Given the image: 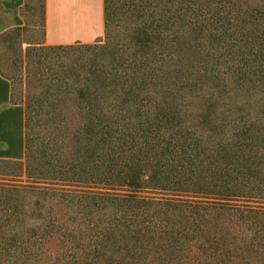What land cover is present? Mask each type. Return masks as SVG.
Instances as JSON below:
<instances>
[{"label":"trees","instance_id":"trees-1","mask_svg":"<svg viewBox=\"0 0 264 264\" xmlns=\"http://www.w3.org/2000/svg\"><path fill=\"white\" fill-rule=\"evenodd\" d=\"M40 19L25 75L73 57L42 97L10 84L23 158L0 161L26 179L0 182V264H264V0H103L88 43L46 44Z\"/></svg>","mask_w":264,"mask_h":264},{"label":"rangeland","instance_id":"rangeland-1","mask_svg":"<svg viewBox=\"0 0 264 264\" xmlns=\"http://www.w3.org/2000/svg\"><path fill=\"white\" fill-rule=\"evenodd\" d=\"M26 1V2H25ZM251 3L254 0H249ZM22 15L21 7L24 6ZM20 7L19 13L23 19L24 28L20 30L18 36L15 37L12 35L10 38H7L6 41H0V66L2 71L10 78L9 83L12 86L13 97L15 99L25 100L27 99L28 94H34L38 97L43 96V88L45 80L38 81V78L45 77L42 74V68H45L47 64L53 65L54 63L59 62L63 59L66 62L71 60V55L68 56H54L46 57L37 61V56L32 57L35 60V63L30 65V72L28 75H25L23 64H22V54L24 49L28 44L22 43V41H30L31 43L42 41L43 32L42 26L40 25V0H24L23 5ZM103 33H101L96 39H101ZM94 42V41H92ZM49 55V53H47ZM34 73V74H33ZM42 116H45L44 114ZM0 115V136L8 135L16 144L18 141L21 142V123L19 118L16 115H8L4 121H1ZM36 131L41 134L40 128H36ZM0 137V138H1ZM0 139V144H1ZM23 155L14 159L12 157H6L0 155V159H12V160H21ZM20 173V167L14 164L0 161V182L5 183H18L15 180H25V177H16ZM26 183V182H23ZM141 195L145 196H165L162 192L153 189H146L139 192ZM32 198H35L32 196ZM45 205L44 209H51V213L56 217L57 222H64L66 219L67 209L65 205L55 198H50L45 196V199H40ZM81 226H84L83 224ZM83 230L84 237L87 236V231L84 228Z\"/></svg>","mask_w":264,"mask_h":264},{"label":"crops","instance_id":"crops-1","mask_svg":"<svg viewBox=\"0 0 264 264\" xmlns=\"http://www.w3.org/2000/svg\"><path fill=\"white\" fill-rule=\"evenodd\" d=\"M24 0H0V32L23 25L19 13ZM103 33V0H45L46 44L92 42ZM0 115H16L21 123V142L15 144L8 136L0 139V155L18 159L23 155L24 106L10 102L9 80L0 75Z\"/></svg>","mask_w":264,"mask_h":264}]
</instances>
